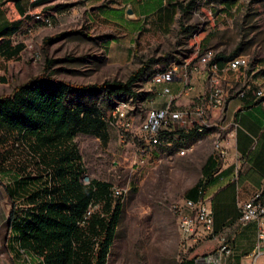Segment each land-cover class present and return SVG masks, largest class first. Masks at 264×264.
I'll use <instances>...</instances> for the list:
<instances>
[{"label": "rangeland", "instance_id": "1", "mask_svg": "<svg viewBox=\"0 0 264 264\" xmlns=\"http://www.w3.org/2000/svg\"><path fill=\"white\" fill-rule=\"evenodd\" d=\"M19 1L24 15H19L11 0H0V45L12 35L13 28L20 26L8 42L24 48L8 63V59L0 56V98L43 78L68 87L70 106L94 108L100 111V117L103 113L109 120L115 104L125 101L132 128L124 140L120 138V130L111 125L98 136L88 129L81 130L74 139L85 173L82 183L95 180L114 190L124 188L118 191L122 194L118 200L120 215L106 264H181L182 235L171 208L179 200L197 195L195 191L202 177L209 173V157L214 155L218 130L212 137L188 136L185 141H192L191 144L205 139L185 154H175L173 145L165 146L166 155H162L160 165L136 168L137 129L149 109L163 107L167 101L155 94L156 88L149 82L183 60H196L197 52L205 48H212L221 60L239 50L238 55L247 57L253 70L248 78L264 79V0H163V6L160 0H42L35 4ZM143 11L146 15L137 22L139 32L132 36L129 55L114 62L109 60L108 43L123 44L128 39L125 34L135 27V16ZM6 27L12 32L5 33ZM184 28L192 30L187 33L182 31ZM150 60L154 62L149 63L145 74L134 84L137 100L108 99L98 90H83L105 82L124 83L142 63ZM169 87L175 90L180 86L171 83ZM189 97L177 98L174 107L187 106L192 98ZM15 143L0 147V157L4 154L7 166L29 156L16 148ZM28 169L23 177L42 175L34 165ZM14 180L2 177L0 181V187L14 200L8 203L13 204L22 198ZM38 187L31 181L23 205H38L36 201L27 202ZM13 225L1 214L0 247L2 244L6 256L11 249L8 235L16 233ZM215 248V244L204 240L190 252L205 254Z\"/></svg>", "mask_w": 264, "mask_h": 264}, {"label": "trees", "instance_id": "2", "mask_svg": "<svg viewBox=\"0 0 264 264\" xmlns=\"http://www.w3.org/2000/svg\"><path fill=\"white\" fill-rule=\"evenodd\" d=\"M11 1L19 15H23L25 11L20 1ZM162 1H159L160 5ZM177 7L183 12L186 9L181 4H177ZM191 30L192 28H184L182 31L188 33ZM21 50L22 45H17L8 55L12 57ZM238 52L236 50L222 60L236 57ZM152 62L154 61L142 63L124 83L105 82L85 87L83 90H98L108 99L137 100L134 84L145 74ZM158 75L160 74L155 76ZM68 91V87L61 83L37 78L16 89L10 96L0 98V147L13 145L21 140L32 154V158L23 156L22 160L12 166H7V159L1 154L0 173L4 175L3 178H14L16 187L23 193L29 192L31 181L36 185H43L27 198V202H38L37 211L32 213V221L24 223L22 228L15 227V231L20 230L22 247L42 256L46 264H68L75 238L77 249L90 253L82 264H106L119 220L120 204L112 200L110 185L95 180H90L88 186L82 183L81 177L85 173L74 142L81 130L88 129L96 132L98 136L106 125L100 119V111L70 106ZM31 165L42 175L46 169L52 171L50 186L47 180L42 182L41 176L23 177ZM206 176L210 177L209 173ZM211 181L212 179L208 186ZM195 197L194 194L189 196L192 199ZM93 200L102 203L103 217L93 214L84 231L76 223L86 214ZM9 220L10 223L16 221L13 209L10 211ZM96 245L97 252H94ZM183 263L193 264L191 260Z\"/></svg>", "mask_w": 264, "mask_h": 264}, {"label": "built area", "instance_id": "3", "mask_svg": "<svg viewBox=\"0 0 264 264\" xmlns=\"http://www.w3.org/2000/svg\"><path fill=\"white\" fill-rule=\"evenodd\" d=\"M41 0H29L31 4ZM262 66V65H261ZM157 67V66H156ZM264 70V66H262ZM253 71L250 63H241V55L221 60L218 55L213 54L212 48H205L197 52L196 60H190L181 67H171V71L163 76L155 78L149 83L154 86L155 94L166 97L167 101L163 107L148 110L144 121L139 125L135 134V162L136 168L160 165L165 154V145L175 146V154L189 152L193 145L202 142L179 141V133H190L201 126H214L218 130L217 147L214 151L216 160L223 161L228 155V149L224 144L225 137H234L235 132L240 129L237 122L228 121L227 108L231 101L243 99L249 93L260 100L264 105V90L258 88V84L247 83V76ZM264 78V77H262ZM195 81H201V90H197ZM178 82L180 89L178 94L173 95L169 84ZM195 94L185 107L175 108L174 104L179 97H189ZM109 118L102 113L100 119L105 125L115 126L120 130V138L124 140L126 133L132 128V121L127 115V105L124 111L111 114ZM255 142V139L253 140ZM175 156H167L172 158ZM42 179L46 176L40 175ZM211 176H203L196 190V197L184 198L175 204L174 214L182 231V250L179 255L181 263L192 261L193 264H232L234 249L227 236L216 235L214 232V217L211 207V199L207 195L208 182ZM40 187V185H39ZM118 191H124L123 187H115L112 195L114 203L118 201ZM128 195V194H126ZM102 203L93 200L90 204V212L83 219V227L86 222ZM14 210L16 219H23V197L10 203L6 212L9 219L10 211ZM239 222L246 226L249 223L256 224L257 242L253 256V264L264 249V197L258 192L246 201L237 202ZM204 240L215 244L216 248L205 254H192L190 250ZM73 240V246L75 243ZM0 247V264H5V256ZM8 257V256H6ZM74 258H72L73 260ZM71 261L68 262L70 264ZM12 264H20L13 263Z\"/></svg>", "mask_w": 264, "mask_h": 264}, {"label": "crops", "instance_id": "4", "mask_svg": "<svg viewBox=\"0 0 264 264\" xmlns=\"http://www.w3.org/2000/svg\"><path fill=\"white\" fill-rule=\"evenodd\" d=\"M160 6H163V4ZM145 15L146 12L143 11L142 14L138 13L135 16V20H133L136 21L135 27L131 32L125 34L128 39H125L126 41L123 44H120L119 41L108 43L109 54L107 57L109 60L114 62L115 60H121L125 55H129L132 36L137 31L139 32L137 22ZM19 28L20 26L14 30L12 35L5 37L4 44L0 45V56H2V59H8L7 63L10 62V59L17 58L24 49L22 47V50L12 57L8 55V53L15 50L17 45H21H13L8 42L18 33ZM9 29V27H6L3 28V31L9 34L11 32ZM120 46L123 48L121 49ZM174 83L180 86L178 82ZM252 83L259 84L260 80L252 81ZM195 86L197 90H201V81H195ZM180 87L171 90L173 95L178 94ZM190 97H195V94H191ZM227 113L228 121L230 123L237 122L240 129L235 132L234 137H225L224 144L228 149V155L223 161L216 160L214 155L209 157L208 167L212 181L206 193L211 199L214 232L216 235L227 236L234 249V257L231 263L253 264L257 242V227L254 223H249L246 226L240 224L237 202L246 201L258 192L262 193V197H264V105L251 92L241 100L231 101ZM201 143H196V145ZM28 170L30 171L31 168ZM3 176L0 173V181ZM19 195L24 197L25 193L19 192ZM9 201H14L12 195L0 187V216L3 213L6 214L10 204ZM9 246L12 248L10 242ZM8 251L9 256L5 258V264H11L12 260L13 263H16V255L13 253V249ZM1 252L6 255L3 250ZM10 258L12 259L10 260ZM255 264H264V249H261V254L256 259Z\"/></svg>", "mask_w": 264, "mask_h": 264}, {"label": "bare ground", "instance_id": "5", "mask_svg": "<svg viewBox=\"0 0 264 264\" xmlns=\"http://www.w3.org/2000/svg\"><path fill=\"white\" fill-rule=\"evenodd\" d=\"M44 19H46V18H44ZM40 22H41V20H40ZM213 54L217 55V53L214 50H213ZM189 61H190V59L189 60H183L180 63V65L173 66V67H181V66H183V64H186ZM241 63H249L248 58L245 56H241ZM169 71H171V68L166 70L162 75L153 76L150 81H155V78H157L159 76H163L166 73H168ZM247 83H252L251 79H249L248 76H247ZM258 88L264 90V79L260 80V83L258 84ZM124 105H127V103L125 101L117 102L115 104V106L112 108V114H117L118 112L124 111ZM215 131L216 130H215L214 126H201L199 129H194L190 133H179V141H185L186 138L188 136H191L192 134L209 135L212 137V136H215L217 134ZM217 141H218V139H216L213 143L214 151L216 150V147H217ZM165 146L168 147V146H172V145H165ZM15 147L22 150L25 154L26 153L29 154V156H31V158H32V154L30 153L29 148L27 147V145L23 141L18 140L15 143ZM43 175L46 176L47 179H45V180H47V182L49 183V186H50V183L52 180V171L50 169H46ZM89 182H87V183L83 182V183H84V185L88 186ZM109 193L112 196L113 193H115L114 188L111 187L109 189ZM119 196H122L121 192L120 193L118 192V200L121 199V198H119ZM97 203H99V202H97ZM90 204H89V208H88V211L86 212V214L83 216V218L78 220L76 223L77 227H79L80 229H82V227H83V219H86V217H88V215H89ZM175 204H178V202ZM175 204H173V206L171 208L174 216H175V214H174L173 209H175ZM35 207H36L35 204L27 205V206L23 205V211H24L23 219H20V221H19V219H16V221L13 222V223H15V225H13V227L18 226L19 228H22L24 223L31 222L32 221V213L34 212ZM94 214H97V215H100L101 217H103V214L101 212V207H97V210ZM88 221H89V219L86 222V228L83 229L84 231L87 229ZM177 224H178L179 232L182 235L181 227L179 226L178 221H177ZM19 231H16V233H10L8 235V240H9L10 245L12 247L11 249H13V253L16 255V259H15L16 263H20V264H46V262H45L44 258H42V256H40L39 254H37L36 252H34L32 250L24 249L21 247V234L19 233ZM72 246H73V241H72ZM76 246H77V244L75 242L73 249L71 251L72 256L70 259V261H71L70 264H82L83 260H85V258H88L90 255V253L85 252V251L80 252ZM94 252H97V245L94 249ZM72 258H74V259L72 260ZM11 264H12V262H11Z\"/></svg>", "mask_w": 264, "mask_h": 264}, {"label": "water", "instance_id": "6", "mask_svg": "<svg viewBox=\"0 0 264 264\" xmlns=\"http://www.w3.org/2000/svg\"><path fill=\"white\" fill-rule=\"evenodd\" d=\"M131 13H132V12L129 10V11H128V14H131Z\"/></svg>", "mask_w": 264, "mask_h": 264}]
</instances>
